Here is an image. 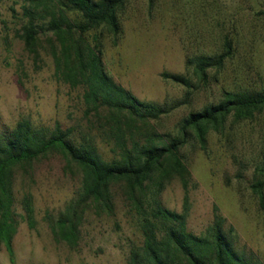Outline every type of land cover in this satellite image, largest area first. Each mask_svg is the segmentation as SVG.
I'll use <instances>...</instances> for the list:
<instances>
[{
  "label": "rangeland",
  "instance_id": "obj_1",
  "mask_svg": "<svg viewBox=\"0 0 264 264\" xmlns=\"http://www.w3.org/2000/svg\"><path fill=\"white\" fill-rule=\"evenodd\" d=\"M24 3L0 0V129L29 118L36 125L60 123L79 133L86 123L83 89L56 76L47 42L38 56L26 48L18 35ZM119 17V39L106 30L101 36L106 68L140 99L173 106L152 120L160 133L177 134L186 115L218 102L226 92L264 90V0H128ZM227 38L233 55L210 69L208 82L201 83L188 59L222 52ZM164 71L193 79L189 100L187 86L165 78ZM96 140L110 158V146ZM182 153L191 171L189 230L204 232L219 213L237 251L249 264H264V200L252 187L255 168L264 163V109L253 118L231 115L223 132L210 130L205 145L193 134ZM16 174L13 255L0 244V264H127L131 246L141 243L142 235L121 189L114 214L86 213L81 239L73 247L54 238L47 215H57L74 196L81 184L79 170L50 154ZM26 196L34 206V225L23 208ZM160 198L167 207L183 210L185 190L178 177Z\"/></svg>",
  "mask_w": 264,
  "mask_h": 264
},
{
  "label": "trees",
  "instance_id": "obj_2",
  "mask_svg": "<svg viewBox=\"0 0 264 264\" xmlns=\"http://www.w3.org/2000/svg\"><path fill=\"white\" fill-rule=\"evenodd\" d=\"M128 0H25L23 23L18 32L26 48L38 56L47 42L55 62V74L73 88L83 89L85 127L36 125L24 118L13 128L0 129V244L13 255L17 231L15 181L17 170L29 171L33 163L59 154L81 174L74 196L57 215L47 220L54 238L77 246L86 213L114 214L116 196L122 190L129 212L137 215L141 243L131 246L127 264H249L224 229L225 218L215 214L202 233L188 228L191 171L182 147L194 134L204 143L210 130L223 132L231 115L236 120L255 117L264 109L263 91H229L218 102L186 115L178 133L156 130L152 120L168 114L173 106L140 99L108 72L102 48L106 30L117 41L123 31L119 13ZM45 37V39H43ZM233 55L227 38L224 50L188 59L201 83L209 71L221 67ZM165 78L187 86L191 98L193 79L163 72ZM188 102V101H183ZM97 136L110 146L106 158ZM185 190L182 211L163 204L160 195L172 178ZM253 190L264 200V163L254 171ZM26 218L34 225L31 197L23 200Z\"/></svg>",
  "mask_w": 264,
  "mask_h": 264
}]
</instances>
